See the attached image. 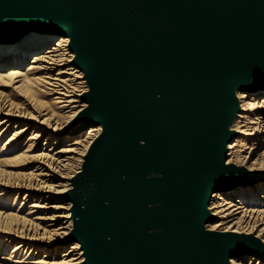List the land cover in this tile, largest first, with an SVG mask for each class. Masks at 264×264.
<instances>
[{
    "label": "water",
    "instance_id": "obj_1",
    "mask_svg": "<svg viewBox=\"0 0 264 264\" xmlns=\"http://www.w3.org/2000/svg\"><path fill=\"white\" fill-rule=\"evenodd\" d=\"M70 39L102 125L73 188L86 264H230L264 259L254 238L205 228L212 193L264 173L225 163L235 92L264 88V0H0V40Z\"/></svg>",
    "mask_w": 264,
    "mask_h": 264
},
{
    "label": "bare ground",
    "instance_id": "obj_2",
    "mask_svg": "<svg viewBox=\"0 0 264 264\" xmlns=\"http://www.w3.org/2000/svg\"><path fill=\"white\" fill-rule=\"evenodd\" d=\"M69 43L70 39L66 35L38 31H28L11 39L0 40V84L9 85L18 93L27 92L29 95L26 98L32 109L29 111L27 108L2 100L0 133H4L12 125L17 128L20 126V129L8 139L9 144L23 137L31 128H36L29 138L27 154L24 153L26 159L34 163L33 170L25 178L17 179L8 186L17 190L25 189L26 197L29 195L31 197L33 193L38 195L37 201L30 204L28 217L17 215L13 219L5 213H0L1 224L14 222L10 227L1 225L0 234H6L3 236L4 241L16 242L10 255L12 258L26 250L33 252L40 249L37 245L39 243L45 246V250H51L49 248L51 246L59 247L72 242L69 249L58 259L44 257L25 263L31 255L25 253L22 258L18 257L7 264H86V256L81 245L77 241H66L73 229L72 202L67 199L68 202L62 204L51 203L60 195H66L72 190V180L81 172L84 157L91 144L103 131L102 125L70 129L76 116L87 107L82 96L88 91V86L83 89L80 87L86 80L83 72L73 63L75 54ZM79 79L83 81L78 82ZM43 81L50 94L57 95L50 104L39 103L34 97L37 85ZM234 95L237 110L229 126V132L234 138L226 145L225 163L249 172L264 173V155L256 158L243 154L245 141L249 136L263 137L264 134V88L237 91ZM55 115L60 118L55 119ZM21 121L24 122L23 125H20ZM34 122H38L40 127H33ZM51 123H54V126L48 128ZM3 125L5 127L1 128ZM45 131H50L48 140L51 137H54L53 140L59 139L67 133L75 139L57 151L46 142L43 152L28 155L34 150V145ZM15 158L20 159L21 155ZM0 184H5V181L1 179ZM255 188L258 193L262 192L260 200L264 201V176L251 184H238L212 193L208 210L213 221L207 223L205 228L213 232L247 235L264 246V210L247 208L244 201H237L232 195L235 189H242L241 199L247 196L252 198V195L257 193ZM5 193L0 192V196ZM242 256L249 258L248 263L242 260L240 262L239 257L230 258L229 263L264 264L262 258Z\"/></svg>",
    "mask_w": 264,
    "mask_h": 264
},
{
    "label": "rangeland",
    "instance_id": "obj_3",
    "mask_svg": "<svg viewBox=\"0 0 264 264\" xmlns=\"http://www.w3.org/2000/svg\"><path fill=\"white\" fill-rule=\"evenodd\" d=\"M83 79H79L78 82H82ZM87 85L86 83H82L80 85L81 89L85 88ZM43 89V90H42ZM47 90V91H46ZM26 91V90H25ZM36 93L34 94L35 99L39 103H51L54 97L57 95L50 94V91L48 90V87L44 84V81L41 82L39 85H37L35 89ZM29 94L27 92H16L12 89L11 86L0 84V102L2 100L8 101L9 103H13L21 108H27L29 111H32L30 103L27 101V96ZM51 99V100H50ZM48 104V105H49ZM49 110V109H48ZM52 114V112H49ZM64 113V112H63ZM62 114V112H61ZM59 116L55 115L54 118L58 119ZM44 118V117H42ZM41 118V119H42ZM60 118V117H59ZM40 119V120H41ZM61 122V121H59ZM23 121H21L20 125H23ZM54 123H51L48 128L53 127ZM3 125L1 128H4ZM20 127V126H19ZM14 127L13 125L8 127V129L4 133H0V180L2 179L5 181V184H0V192H6L4 195L0 196V213H5L8 217L11 216V218L15 219L16 216H26L28 217V213L30 210V204L34 201H37L38 195L34 194L31 197L24 196L26 193L25 189H14L12 187H9L8 184L16 181L17 179H23L27 176V174L33 170V162H30L26 159V156L24 153H26V150L29 146V138L33 135L34 129L31 128L28 130L23 137L20 139H17L16 142L7 143L8 139L11 138L13 133L17 131L20 128ZM33 127H40L38 122L33 123ZM46 127V126H44ZM263 127H264V121H263ZM86 128V127H85ZM50 131H45V134L36 142L34 145V150L32 152H29L28 155L31 154H37L43 152V149L45 147V143L49 142V145L52 146L54 151L60 150L63 146L67 145L68 143H71L74 141V137L72 135L64 134L59 139L53 140L54 137H51L49 140ZM234 136L232 137V139ZM232 141V140H231ZM245 147L243 148L245 155H252V157H260L264 155V134L263 137H257V136H249L247 140L245 141ZM15 147H14V146ZM253 151V152H252ZM254 153V154H253ZM27 154V153H26ZM17 155H21L20 159H16L15 157ZM68 155H74V154H68ZM82 168V167H81ZM80 168V169H81ZM78 169V170H80ZM76 170V171H78ZM7 183V184H6ZM241 190H234L232 193L233 198L235 200H239L242 202L244 201V204L247 206V208L254 207L257 210H264V201L261 199L262 192L257 191L255 188L254 190L257 191L256 195H252V198L247 196V198L242 197L241 199L240 194ZM19 191V192H17ZM65 195H60L57 199L52 200V204H62L67 199L64 197ZM254 196V197H253ZM54 209H52L53 211ZM58 212H64V210H56ZM51 212V210H49ZM13 221H8L7 224H1L3 227H10L13 226ZM6 234H0V244L3 246H0V264H7L11 262L12 260L20 257L22 258L25 253L31 254L28 256V258L25 260L26 262L32 261V260H39L43 259L44 257H53L55 259H58L63 253H65L66 250H68L69 246L72 242H69L65 245H59V247H56V245L51 246L50 249L45 250V246L42 244H37L38 250H33V252L30 250H26V252L19 253L16 257L13 256V258L10 256L12 255V251L14 249V246L16 242H7L4 241L3 236ZM3 238V240H2ZM2 242V243H1ZM48 248V247H46ZM29 251V252H28ZM11 257V258H10ZM15 257V258H14ZM248 263L249 258L240 256L239 261Z\"/></svg>",
    "mask_w": 264,
    "mask_h": 264
}]
</instances>
